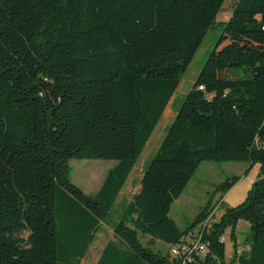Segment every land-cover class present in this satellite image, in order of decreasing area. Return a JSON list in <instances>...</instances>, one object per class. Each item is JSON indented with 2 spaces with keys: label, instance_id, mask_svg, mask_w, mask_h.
<instances>
[{
  "label": "trees",
  "instance_id": "1",
  "mask_svg": "<svg viewBox=\"0 0 264 264\" xmlns=\"http://www.w3.org/2000/svg\"><path fill=\"white\" fill-rule=\"evenodd\" d=\"M224 1L0 0V264H81ZM71 160L118 163L90 195L71 182ZM204 162L260 173L243 203L224 201L240 178L226 180L181 229L172 206ZM113 228L96 264H264V0L237 3ZM140 234L170 251L196 234L209 251L176 260Z\"/></svg>",
  "mask_w": 264,
  "mask_h": 264
},
{
  "label": "rangeland",
  "instance_id": "2",
  "mask_svg": "<svg viewBox=\"0 0 264 264\" xmlns=\"http://www.w3.org/2000/svg\"><path fill=\"white\" fill-rule=\"evenodd\" d=\"M238 2L239 0L224 1L221 11L217 16L216 24L207 33L192 63L185 74H183L181 83L173 99L131 173L108 222L103 224L101 231L97 234L96 241L81 264H96L107 244L116 241L114 225L118 223L124 214L133 196L139 192L141 179L145 171L157 154L169 127L174 122L184 99L193 88L209 55L215 49L222 35L223 26L230 20ZM231 76L236 77L234 74H231ZM117 163L114 160H71L69 163L70 180L86 194L94 195L100 190L108 171L115 167ZM259 173L260 165L250 167L248 163L239 162H204L193 176L182 196L174 202L170 216L181 229H185L206 206L213 208L217 204L223 195L221 191H218V187L222 182L239 177L240 180L237 184L224 194V201L229 206L236 207L246 200L249 191L258 179ZM221 215L222 212L216 210L211 215V219L209 220L210 225L213 222L219 221ZM195 230L198 231L199 227ZM224 236L226 238L227 261L230 262L233 256V242L230 228L226 230ZM24 237L27 238L28 234L25 233ZM139 238L144 245L150 244L151 239L149 236L140 234ZM250 238L251 231L249 224L245 221H240L237 227L239 252L246 250ZM150 245L163 254L170 252V246L160 241H154Z\"/></svg>",
  "mask_w": 264,
  "mask_h": 264
},
{
  "label": "built area",
  "instance_id": "3",
  "mask_svg": "<svg viewBox=\"0 0 264 264\" xmlns=\"http://www.w3.org/2000/svg\"><path fill=\"white\" fill-rule=\"evenodd\" d=\"M221 242L226 243V238L223 236ZM249 246L246 247V250H249ZM208 246L199 241L196 234L189 235L186 241L181 242L180 244L173 246L171 248L170 254L173 259H182L192 261L193 256L197 255L198 257H204L208 254Z\"/></svg>",
  "mask_w": 264,
  "mask_h": 264
}]
</instances>
